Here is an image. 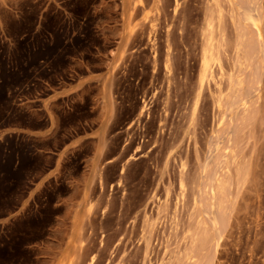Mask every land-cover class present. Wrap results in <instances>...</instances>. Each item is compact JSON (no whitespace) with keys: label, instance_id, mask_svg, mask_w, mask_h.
I'll return each mask as SVG.
<instances>
[{"label":"rangeland","instance_id":"374dc122","mask_svg":"<svg viewBox=\"0 0 264 264\" xmlns=\"http://www.w3.org/2000/svg\"><path fill=\"white\" fill-rule=\"evenodd\" d=\"M214 1L0 0V264H264V0ZM208 19L220 59L194 109ZM88 74L97 80L80 92L44 101ZM218 90L245 105L219 111ZM46 115L55 132L30 135ZM99 128L104 149L85 174L91 143L33 190L54 164L37 147ZM206 172L233 183L227 203ZM213 209L227 228L216 250L198 251Z\"/></svg>","mask_w":264,"mask_h":264},{"label":"bare ground","instance_id":"6f19581e","mask_svg":"<svg viewBox=\"0 0 264 264\" xmlns=\"http://www.w3.org/2000/svg\"><path fill=\"white\" fill-rule=\"evenodd\" d=\"M216 1V0H215ZM214 1V2H215ZM228 1V0H227ZM232 2L233 1H235V0H231ZM230 1V2H231ZM218 2H219V0H218ZM218 2L216 1V3H217V5H218ZM229 2V1H228ZM231 2V3H232ZM211 4V3H210ZM208 5H209V3H208ZM216 5V4H215ZM216 8L215 9H217V6H215ZM218 10L219 9H217V12H218ZM208 11V10H207ZM206 12V11H205ZM216 11H215V14L217 13ZM209 13V12H208ZM220 13V12H219ZM218 13V14H219ZM211 14H213V13H211ZM215 14H213V16L215 15ZM217 14V15H218ZM221 15V14H220ZM205 17H206V15H205ZM209 17H211V16H209ZM208 17V18H209ZM221 18H223L222 16H220ZM213 18V17H212ZM216 18H218L217 16H216ZM214 19V18H213ZM209 20V22L207 23V31H208V37H207V42H206V48L204 49V51H203V53H202V59H201V64H200V70H199V78H198V94L196 95V100H195V102H194V109L196 108V106H197V103H198V99H199V95L201 94L200 93V91H201V89H202V87H203V85H208V84H206L205 82L208 80V78L212 75L211 74V72H213L214 73V71H211V66L213 65V63H216L215 65H216V67H217V64H219V59H220V57L217 55H215V50L217 49V47H216V49H215V47H214V44L217 42V41H214L215 43L214 44H212V37H214V36H212L213 34V28L215 27H213V22H215L214 20H210V19H208ZM245 20H246V22H248L249 20H251L250 19V16L249 15H246L245 16ZM217 21H219V19H217ZM222 21V20H221ZM218 23V22H217ZM219 23H220V21H219ZM215 24V23H214ZM221 25V24H220ZM218 26V25H217ZM219 27V26H218ZM220 28H221V26H220ZM218 30H219V28H218ZM206 31V30H205ZM203 32H204V30H203ZM216 33V32H215ZM214 33V34H215ZM240 34V33H239ZM245 34V36H246V33L244 32L243 33V35ZM223 35V34H222ZM202 37H203V35H202ZM238 38V37H237ZM241 39L243 38V37H240ZM247 38H248V36H247ZM239 40V39H238ZM249 40V39H248ZM242 41V40H241ZM219 42V41H218ZM239 42V44H237L236 45V48H238L237 46H239V47H242V46H240L241 44H240V41H238ZM244 42H246L247 43V41H246V39H244L243 40V43ZM204 43V42H203ZM245 43V45H249V44H246ZM249 43H250V41H249ZM251 43L252 44H256L257 46H258V44L257 43H255V42H252L251 41ZM205 44V43H204ZM252 44H250V46H254V45H252ZM219 45V44H218ZM245 45L243 46V49H244V47H245ZM217 46V45H216ZM248 48H249V46H247ZM247 47H245V48H247ZM252 47H250V49H246V50H251L252 49ZM256 48V47H255ZM255 48L253 47V51H255ZM221 49V48H220ZM257 49V48H256ZM238 50V49H237ZM236 50V51H237ZM242 50V49H241ZM239 51H240V48H239ZM244 52H245V50H243ZM252 50L250 51V52H253ZM219 52L220 51H218V54H219ZM238 52V51H237ZM243 52V55H245V53ZM249 52V51H248ZM248 52L246 53V54H248ZM217 53V52H216ZM240 53V52H239ZM238 54V53H237ZM251 54V53H250ZM249 56V55H248ZM252 56H253V54H252ZM217 57H219V59L217 58ZM246 57V56H245ZM249 58V57H248ZM252 60H253V58H251ZM251 59H249V60H251ZM246 60H248V59H246ZM251 63V62H250ZM168 64V63H167ZM221 64V63H220ZM242 65V64H241ZM218 67H219V70H222V69H220V65H218ZM214 68V67H213ZM213 68H212V70H213ZM168 70V69H167ZM239 71V70H238ZM221 72V71H220ZM241 72V71H240ZM218 73H219V71H218ZM225 73V72H224ZM215 75V74H214ZM219 76V75H218ZM223 77V76H222ZM211 78H213L214 79V77L212 76ZM211 78H209V80L211 79ZM216 78V77H215ZM222 79V78H221ZM229 79V78H228ZM220 80V79H219ZM231 79H229V82L231 83V81H230ZM233 80V79H232ZM210 81H212V80H210ZM235 81V80H234ZM243 81V80H242ZM213 82H214V80H213ZM233 82V81H232ZM237 82V81H236ZM210 83V82H209ZM221 83V82H220ZM243 83V82H242ZM213 84V83H212ZM216 84V83H215ZM214 84V85H215ZM217 85H219V83H217ZM223 85V84H222ZM228 85V84H227ZM226 85V88L228 87ZM233 85V84H232ZM235 85L237 86V85H239V83L238 84H236L235 83ZM220 86L221 85H219V87L217 86V88L219 89L220 88ZM233 87V86H232ZM204 88V87H203ZM229 88V87H228ZM231 88V87H230ZM234 88V87H233ZM225 89V88H224ZM235 89V88H234ZM238 89H239V87H238ZM222 89H220V91H221ZM236 90H237V88H236ZM235 90V91H236ZM241 90H242V86H241ZM219 90H218V92H219V96H218V98L216 99V109H218L219 111H221L222 109H224V107L226 106V105H228L230 108H233V107H240V106H242L241 108H243V106L245 105V101H246V99L243 97V95H241L240 96V93H239V96L241 97H237V95H235V96H231V95H233V93L231 92L230 94H228L227 93V95L225 94H223L224 92H220ZM222 91H224V90H222ZM226 91V90H225ZM234 91V90H233ZM243 92V91H242ZM247 93V92H246ZM245 93V94H246ZM247 103V102H246ZM247 106V105H246ZM229 107H227V108H229ZM238 107V108H239ZM226 107H225V109L228 111V109H227ZM245 108V107H244ZM193 109V110H194ZM224 109V110H225ZM234 109V108H233ZM247 109V108H246ZM245 109V110H246ZM245 110H242V111H244L245 112ZM223 111V110H222ZM233 111V110H232ZM239 111V110H238ZM247 112V111H246ZM193 113V112H192ZM197 113V112H196ZM221 113V112H220ZM240 113V112H239ZM246 114V113H245ZM222 115V114H221ZM224 115V114H223ZM225 119V118H224ZM223 119V120H224ZM224 122V121H223ZM245 122V121H244ZM225 123V122H224ZM245 126V125H244ZM244 128V127H243ZM234 162V161H233ZM241 164V163H240ZM233 165V164H232ZM238 165V164H237ZM234 166V165H233ZM221 169H222V167H220ZM219 168V169H220ZM224 168V167H223ZM226 168H228V166L226 167ZM217 169V168H216ZM220 169V170H221ZM242 169V168H241ZM219 170V171H220ZM223 170V169H222ZM221 170V171H222ZM228 170H229V168H228ZM238 170H240L239 168H238ZM237 170V172H238V174L240 173V172H243L242 170L239 172ZM243 170H245V169H243ZM230 171V170H229ZM208 172H211V171H208ZM217 172V171H216ZM223 172V171H222ZM233 172H235V171H233ZM236 172V173H237ZM224 173V172H223ZM226 173V172H225ZM224 173V175H228L227 173L225 174ZM208 174H210V173H208ZM211 174H213V173H211ZM230 174H231V171H230ZM230 174H229V176H230ZM235 174V173H234ZM244 174H245V176H246V174L247 173H245V171H244ZM244 174H240L241 176H242V179H243V177H245L244 176ZM206 175H207V172H206ZM216 175V174H215ZM221 175H223V174H220V176ZM239 175V176H240ZM208 176V175H207ZM207 176H205V177H207ZM210 176H213L214 177V175H210ZM210 176H208L209 178H210ZM238 176V178H240ZM216 177V176H215ZM214 177V179L212 178L210 181L208 180L206 183H208V185L207 184H205V186L207 187H209V192H214V189H219V191H222V193H226V192H228V191H226V192H223L224 190V187H225V185L227 184H229V188H226V189H228V190H231L230 189V186H232L233 185V183H230V182H227L228 181V177L226 178V180H225V177H224V180H225V182H227V183H222V181H224L223 179H221L222 181L221 182H218V183H214L215 181L217 182L218 180H217V178H215ZM223 177H221V178H223ZM249 177V176H248ZM245 178H247V177H245ZM207 179V178H206ZM205 179V180H206ZM230 179V178H229ZM236 180H237V176H236ZM247 179H245V181H246ZM229 181H232V180H229ZM242 181V180H241ZM244 181V180H243ZM244 181V182H245ZM234 182V181H233ZM243 182V183H244ZM236 183V182H235ZM238 183V182H237ZM242 182H240V184H241ZM230 184H232V185H230ZM239 184V183H238ZM182 185H185V184H182ZM182 185H180V186H182ZM203 187H204V183H203ZM206 187H204V189L206 188ZM238 187H240V186H238ZM242 188V187H241ZM207 189V188H206ZM225 189V190H226ZM233 189H235V188H233ZM182 190H184V188L182 189ZM200 191H201V189H200ZM199 191V192H200ZM204 191V190H203ZM207 191V190H206ZM205 192V191H204ZM203 192V193H204ZM237 192H239V191H237ZM206 193V192H205ZM218 193V192H217ZM229 193H230V191L228 192V194L227 195H225L226 196V203H227V196H229ZM207 194H208V192H207ZM210 194V193H209ZM214 194H216V193H214ZM203 195V194H202ZM201 194H200V196H202ZM206 195V194H205ZM204 195V196H205ZM213 195V194H212ZM211 195V196H212ZM219 193L216 195V197H214V198H218V200L216 199V203H213V204H218L217 202L219 201ZM232 195V194H231ZM199 196V197H200ZM204 196H202V197H204ZM211 196H206V197H208V198H206V197H204V198H206V200L207 199H211L210 197ZM195 197V196H194ZM233 197V196H232ZM201 198V197H200ZM213 198V197H212ZM233 200V199H232ZM202 201H204L203 199H202ZM202 201H201V199H200V202L202 203ZM198 202V201H197ZM209 202H211V204H212V201H208V203ZM222 203H223V201H222ZM222 203H221V206H222ZM177 204V203H176ZM210 204V203H209ZM232 204V203H231ZM197 205V204H196ZM229 205H230V203H229ZM213 207H214V205H212ZM218 206V205H217ZM217 206L215 207L216 209H217ZM199 207V206H198ZM212 207V208H213ZM227 207H229V206H227V204H226V206H225V208L226 209H228ZM232 207V206H231ZM158 208V207H157ZM207 208V207H206ZM205 208V211H207L208 212V210ZM214 208V209H215ZM204 209V208H203ZM213 209V211H210V216L208 217L209 218V221L211 222L210 223V225H212V229H210V230H212V233H210V230H209V228L208 229H206L207 227H208V225H209V221H208V225L206 226V228L205 229H202V226H197V227H199V229L197 228V230H200V229H202V230H200V231H198L197 232V230H195L196 231V234H195V237H194V243L195 244H197V247L199 248V250L198 251H200L201 250V248H205V247H208V246H212V248H213V250H216V248H217V245H218V241H219V239L223 236V233H224V231L226 230V228H227V224H228V222H227V219H225V212H223V211H216V213H214V210ZM218 209H220V207H218ZM194 210V209H193ZM162 211V210H161ZM200 211H202V208H201V210ZM227 211V210H226ZM218 212V213H217ZM234 212V211H233ZM202 213V212H201ZM206 213V212H205ZM227 213V212H226ZM228 214V213H227ZM232 214V213H231ZM203 213H202V217H203ZM234 215V214H233ZM237 215V214H236ZM207 216V215H206ZM148 217V216H147ZM205 217V216H204ZM229 217V216H228ZM147 219V218H146ZM199 219H200V217H199ZM202 219V218H201ZM204 220H205V218H204ZM207 220V219H206ZM237 220V219H236ZM147 221H148V219H147ZM202 222H204L203 220H201ZM228 221H229V219H228ZM179 222V221H178ZM198 222H200V221H198ZM197 222V223H198ZM147 223V222H146ZM201 224H204V223H201ZM209 225V226H210ZM205 226L203 225V228H204ZM208 230H209V232H208ZM189 232H190V230H189ZM192 233V232H191ZM193 234V233H192ZM183 236H184V234H183ZM192 237V236H191ZM193 237L190 239L191 240V242L189 243L190 245L192 244V239H193ZM184 239H186V238H184ZM188 239V238H187ZM185 243V242H184ZM193 243V244H194ZM181 244V243H180ZM192 244V245H193ZM184 246V245H183ZM195 246V245H194ZM193 247V246H192ZM195 248L196 247H194V249L193 250H191L190 248V251H188L189 253H187V257H189V256H191V254L193 253V255H192V257L195 255L194 254V251H196L197 250V248H196V250H195ZM211 248V247H210ZM186 251V250H185ZM197 251V252H198ZM206 251V250H205ZM210 251H212L211 249H210ZM180 252V251H179ZM207 252V251H206ZM214 252V251H213ZM179 254V253H178ZM185 256V255H184ZM194 258V257H193ZM173 259V258H172ZM182 259V258H181ZM191 259V257H189V259L188 260H190ZM176 260V259H175ZM195 260V259H194ZM170 261V260H169Z\"/></svg>","mask_w":264,"mask_h":264},{"label":"crops","instance_id":"0c3cea01","mask_svg":"<svg viewBox=\"0 0 264 264\" xmlns=\"http://www.w3.org/2000/svg\"><path fill=\"white\" fill-rule=\"evenodd\" d=\"M97 80L96 76L88 74L83 79L75 82L72 85L66 87H60L58 89L52 90L47 98L44 100L47 104H52L58 100L68 98L73 94L80 92L86 86H89ZM48 126L39 132H30L33 137L44 138L51 136L56 129V126L51 125V121L48 115H46ZM19 130H9L5 132V135L16 134ZM96 139V140H95ZM85 143H91L93 145V151L90 159H84L80 161L82 164L83 174L86 172L87 164L91 161L97 160L103 149V130L101 128L90 131L89 133L82 135H72L70 138L58 149L45 152L44 154L48 157L54 159V164L50 167L39 179L33 184V190L37 191L47 182L57 179L62 174V164L66 158L73 154L76 150H79ZM79 183V178H72L68 180V186L74 188ZM29 202H26V204Z\"/></svg>","mask_w":264,"mask_h":264},{"label":"trees","instance_id":"16d2710c","mask_svg":"<svg viewBox=\"0 0 264 264\" xmlns=\"http://www.w3.org/2000/svg\"><path fill=\"white\" fill-rule=\"evenodd\" d=\"M49 147H44V146H39L35 149V151H39V152H46L48 151ZM18 164H19V160H18V157H16L13 165L9 168V170H7L6 172V175H11L12 173H14L18 167Z\"/></svg>","mask_w":264,"mask_h":264}]
</instances>
